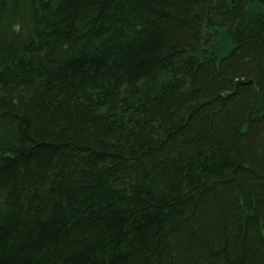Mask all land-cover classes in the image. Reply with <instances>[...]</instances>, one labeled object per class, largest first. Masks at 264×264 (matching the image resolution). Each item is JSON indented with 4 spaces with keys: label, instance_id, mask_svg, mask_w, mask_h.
I'll list each match as a JSON object with an SVG mask.
<instances>
[{
    "label": "trees",
    "instance_id": "1",
    "mask_svg": "<svg viewBox=\"0 0 264 264\" xmlns=\"http://www.w3.org/2000/svg\"><path fill=\"white\" fill-rule=\"evenodd\" d=\"M0 264H264V0H0Z\"/></svg>",
    "mask_w": 264,
    "mask_h": 264
}]
</instances>
